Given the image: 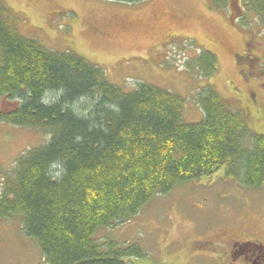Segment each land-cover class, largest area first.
Wrapping results in <instances>:
<instances>
[{
	"label": "trees",
	"instance_id": "16d2710c",
	"mask_svg": "<svg viewBox=\"0 0 264 264\" xmlns=\"http://www.w3.org/2000/svg\"><path fill=\"white\" fill-rule=\"evenodd\" d=\"M240 1V24H251L252 13L264 32V0ZM227 2L212 0L217 8ZM20 20L0 0V121L47 138L3 174L0 223L17 221L41 264H128L125 257L144 255L140 246L100 240L98 229L218 170L245 187L264 183V134L251 132L213 85L197 95L203 119L185 122L179 95L147 83L125 92L83 56L23 36ZM187 65L210 77L216 56L202 50Z\"/></svg>",
	"mask_w": 264,
	"mask_h": 264
},
{
	"label": "rangeland",
	"instance_id": "374dc122",
	"mask_svg": "<svg viewBox=\"0 0 264 264\" xmlns=\"http://www.w3.org/2000/svg\"><path fill=\"white\" fill-rule=\"evenodd\" d=\"M3 1L20 17L23 36L83 56L125 92L138 83L173 92L183 98V120L196 123L204 117L197 95L211 84L251 132L264 134V32L252 13L251 24H240V0H228L226 8L212 0ZM202 50L216 56L210 77L187 65ZM46 138L0 121V183L18 155ZM222 172L155 195L135 216L98 229L95 237L139 245L144 255L125 257L128 264H219L228 254L227 241L264 244V183L245 187ZM42 262L37 244L19 232L17 221L0 223V264Z\"/></svg>",
	"mask_w": 264,
	"mask_h": 264
},
{
	"label": "flooded vegetation",
	"instance_id": "af4514ba",
	"mask_svg": "<svg viewBox=\"0 0 264 264\" xmlns=\"http://www.w3.org/2000/svg\"><path fill=\"white\" fill-rule=\"evenodd\" d=\"M227 243L228 254L218 258L219 264H264V244L261 242L237 239Z\"/></svg>",
	"mask_w": 264,
	"mask_h": 264
}]
</instances>
